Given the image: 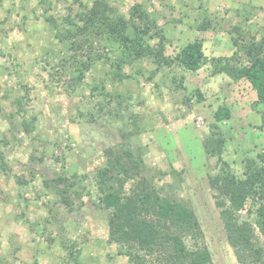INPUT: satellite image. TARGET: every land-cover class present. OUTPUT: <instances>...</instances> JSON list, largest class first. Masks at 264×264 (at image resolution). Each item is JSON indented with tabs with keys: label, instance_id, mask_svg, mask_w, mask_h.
<instances>
[{
	"label": "rangeland",
	"instance_id": "1",
	"mask_svg": "<svg viewBox=\"0 0 264 264\" xmlns=\"http://www.w3.org/2000/svg\"><path fill=\"white\" fill-rule=\"evenodd\" d=\"M112 1L124 13L134 3H143L164 29L168 55L196 38L204 39L209 59L202 66L207 69L204 73L213 74L220 65L211 59L212 53L223 57L235 51V25L253 28L258 38L264 35V0ZM92 2L0 0V155L10 167L8 172L0 171V264H63L68 256L64 245L75 242L78 263L73 257L67 264H133L109 241V211L98 203L95 171L104 164L105 149L113 146L139 151L145 174L161 194L181 199L194 210L201 241L210 249L214 264H239L226 237L216 191L209 184V173L217 171V158L208 156L203 146L214 122L213 106L219 104L217 92L209 88L206 100L199 89L200 101L195 93L199 82L184 75L191 73L164 67L149 78L154 65L148 62L126 67L133 76L114 86L106 60L87 71L75 90L51 76L54 69L43 54L49 49L48 62H54L62 46H57L46 17L53 14L61 20L70 9ZM204 19L212 27L198 31L194 25ZM218 74L227 75L214 73ZM100 80L121 94V102L112 105L113 114L106 110L103 114H107H96L92 120L87 112L95 113L96 108L90 86ZM188 80L190 85L185 84ZM21 83L28 89L21 88ZM21 94L27 98L19 114L11 101ZM33 116L37 120L28 134L23 119ZM198 116L205 119L201 128L196 126ZM222 123L226 137L228 127ZM224 148L230 151L233 146ZM243 156L246 153L232 159L223 152L237 174L245 168ZM74 172L79 182L67 206L52 188L45 187L44 180L60 174L71 178Z\"/></svg>",
	"mask_w": 264,
	"mask_h": 264
},
{
	"label": "trees",
	"instance_id": "2",
	"mask_svg": "<svg viewBox=\"0 0 264 264\" xmlns=\"http://www.w3.org/2000/svg\"><path fill=\"white\" fill-rule=\"evenodd\" d=\"M60 17L61 20L53 14L46 17L57 46H62L58 49L60 53L54 54L60 57L48 62L52 55L49 49L43 56L54 69L51 76L65 80L73 90L84 81L87 71L104 60L109 62L108 81L113 86L133 76L132 72H126L128 66L144 62L154 65L151 78L164 67L197 71L209 61L202 38L188 42L174 55L166 54L164 29L141 2L134 3L124 13L112 0H93L91 5L70 9ZM194 26L198 31H207L212 24L204 19ZM243 28L233 27L237 36L233 37L235 51L232 55L211 58L220 63L213 74L223 72L234 81L246 79L251 84L257 93L255 107L264 129V35L258 38L253 28ZM22 87L28 89L24 83ZM90 91L96 108L95 113L87 112L92 120L96 119V114H107H103L106 110L113 114L112 105L121 102V94L110 90L104 81L93 83ZM195 93L202 101L201 91L196 89ZM26 98L21 94L11 101L17 113H23ZM87 113L80 111L83 117ZM213 117L203 146L208 156L217 158V171L209 173L208 177L210 187L216 191V205L227 240L239 264H264V148L248 154L243 172L237 174L223 157L226 137L220 128V124L231 117V110L222 104L215 109ZM36 120L34 116L23 119L26 133L33 131ZM104 153V164L95 171V184L99 205L109 211V241L119 247V253L133 264H214L210 249L201 241L202 231L194 210L181 199L161 194L144 172L142 154L128 147L117 150L115 146L106 148ZM8 168L1 153L0 171L8 172ZM18 180L24 184L20 178ZM77 182L75 172L71 178L60 174L44 180L45 187L52 188L67 206L71 205V191ZM75 244L64 245L68 256L63 264L77 256ZM74 260L78 263L77 257Z\"/></svg>",
	"mask_w": 264,
	"mask_h": 264
},
{
	"label": "crops",
	"instance_id": "3",
	"mask_svg": "<svg viewBox=\"0 0 264 264\" xmlns=\"http://www.w3.org/2000/svg\"><path fill=\"white\" fill-rule=\"evenodd\" d=\"M233 49L232 47V50ZM212 56L217 57L220 56V54L216 52L212 53ZM205 70L207 69L204 67L195 72L185 70V73L189 72L191 74L184 75L196 78L197 82H199L197 87L203 92L206 100L208 99V94H205V92L209 90V88L212 92H217L216 98H218L219 104L213 106L214 110L222 104H226L230 108L231 117L222 124L228 127L225 132V145H229V149L231 146H233V148H231L230 151L224 148L225 154H231V158L235 159V157L239 156V153H246L247 156L258 149H263L264 129L261 128V115L255 107L257 93L252 88L251 84L246 79L234 81L227 75H214L211 71L209 73H204ZM190 83L192 82L188 80L185 84L190 85ZM212 92L209 93L211 94ZM249 98L251 101H249ZM250 147L253 148L249 149ZM245 157L243 156L242 160L245 159ZM227 161H229V159H227ZM230 164L233 166L232 163Z\"/></svg>",
	"mask_w": 264,
	"mask_h": 264
},
{
	"label": "built area",
	"instance_id": "4",
	"mask_svg": "<svg viewBox=\"0 0 264 264\" xmlns=\"http://www.w3.org/2000/svg\"><path fill=\"white\" fill-rule=\"evenodd\" d=\"M205 124V119L203 116H198L196 119V126L201 128Z\"/></svg>",
	"mask_w": 264,
	"mask_h": 264
}]
</instances>
